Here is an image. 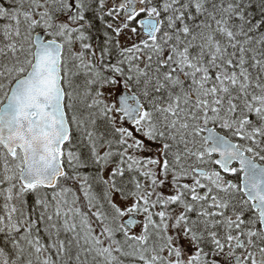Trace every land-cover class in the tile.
<instances>
[{
  "label": "snow or ice",
  "instance_id": "6c2138e0",
  "mask_svg": "<svg viewBox=\"0 0 264 264\" xmlns=\"http://www.w3.org/2000/svg\"><path fill=\"white\" fill-rule=\"evenodd\" d=\"M0 264H264V0H0Z\"/></svg>",
  "mask_w": 264,
  "mask_h": 264
}]
</instances>
